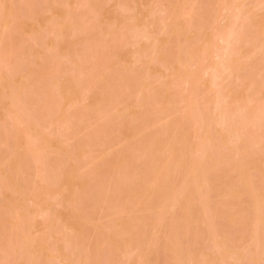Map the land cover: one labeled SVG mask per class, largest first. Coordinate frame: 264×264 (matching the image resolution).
<instances>
[{
	"label": "rangeland",
	"instance_id": "1",
	"mask_svg": "<svg viewBox=\"0 0 264 264\" xmlns=\"http://www.w3.org/2000/svg\"><path fill=\"white\" fill-rule=\"evenodd\" d=\"M228 1L0 0V264H264V132L206 118L264 85Z\"/></svg>",
	"mask_w": 264,
	"mask_h": 264
},
{
	"label": "bare ground",
	"instance_id": "2",
	"mask_svg": "<svg viewBox=\"0 0 264 264\" xmlns=\"http://www.w3.org/2000/svg\"><path fill=\"white\" fill-rule=\"evenodd\" d=\"M228 0H226V2H227ZM228 4H229V1H228V3H227V5L226 6H228ZM230 12H231V10H230ZM233 13V12H232ZM240 13V12H239ZM234 14V13H233ZM238 13H236V15L235 16H233V18H229V17H232V15H227L228 16V18L227 19H231L230 20V22H228L227 24H228V29L225 27V29L227 30V31H225V29H224V31L221 29V31L218 33L219 35H218V37L221 39V41L223 42V44H221L222 46L221 47H223V45H224V43H225V47H224V51L220 48V52H221V50H222V56H223V52H224V56L225 57H223V61H221V62H219V64H218V66L216 65L215 67H213L212 68V74L214 75H220V73L222 72L221 70L222 69H224V67L226 66V67H228L227 65L229 64V62H230V56H231V54L233 53L232 52V49H233V47L231 48L230 46V44L233 42V39H234V41H237L238 40V38H240V37H238V36H240L239 35V33H237L236 32V30H235V28H236V24L238 25L241 21H242V18L240 19L239 17L241 16L240 14V16L239 15H237ZM241 17H243V16H241ZM226 19V20H227ZM233 20V21H232ZM238 20H240V21H238ZM231 21H232V23H231ZM231 23V24H230ZM242 24V23H241ZM240 26V25H239ZM137 28H139V27H137ZM140 29V28H139ZM139 29H136V30H134V31H138ZM238 30H239V28H237ZM139 33H140V30H139ZM138 34V33H137ZM139 35V34H138ZM236 38H237V40H236ZM231 42V43H230ZM235 43V42H234ZM234 44H232V46H233ZM220 47V46H219ZM235 51V50H234ZM225 67V68H226ZM203 69H204V67H202ZM204 70H206V69H204ZM208 71V70H207ZM209 71H210V69H209ZM214 71V72H213ZM211 72V71H210ZM220 72V73H219ZM208 75L210 76L211 74H209V72H208V74H207V77H208ZM212 76V75H211ZM216 77V76H215ZM218 77V76H217ZM214 79V77H211V79ZM259 78L261 79V77L259 76ZM211 79H208L207 78V81L206 82H209ZM214 81V80H213ZM212 81V82H213ZM211 82V81H210ZM264 83V82H263ZM249 85H252V87H254V90L253 91H250L249 93H250V97L251 98H249V94H248V97L246 96V94L245 95H242L241 97H239L238 99H236V100H234V101H230V100H225V99H222V100H224V102L220 99L219 100V103H222L223 104V106H221V107H219V109H218V112H217V106L216 105H218V102H216V108L214 107V109L213 110H215V112H213V110H211L212 111V113L213 114H216V116H214V115H210V116H205L207 119H209L210 118V120H208V121H210L209 122V124H207V125H210L211 124V122H213V124H214V122L217 124V126H219V133H220V136L222 137V136H225V137H227V141L228 142H230V141H232V140H229V139H232L233 137V140H235V141H237V140H240V134L237 132V130L238 129H246V131H245V133H243L242 132V134H246V133H248V132H250V131H252V130H257L258 131V129L260 130V134H258L259 136L261 135V129H262V131L264 132V120H263V118L261 117L262 116V114H263V117H264V104H262L263 102H261L260 104V106H259V103H258V101H259V98H258V100L256 101L255 100V98H257L256 97V94H258V92L257 91H259L258 90V86H259V89H261L260 88V85H262V88H263V84L262 83H260V82H258V81H252L251 82V84H249ZM253 85H255V86H253ZM248 86V85H247ZM246 85H245V87H247ZM257 86V87H256ZM251 87V86H250ZM255 88H257L256 90H255ZM249 89H251V88H249ZM254 91H256V92H254ZM252 92H254L253 94L254 95H252L251 93ZM261 93V92H260ZM259 93V94H260ZM261 95V94H260ZM254 98H253V97ZM259 96V95H258ZM260 98H262L261 96H259ZM240 100V101H239ZM243 101V102H242ZM256 101V102H255ZM238 102V103H237ZM245 102V103H244ZM240 103V104H239ZM242 103V104H241ZM244 103V104H243ZM232 104V105H231ZM239 104V105H238ZM220 105V104H219ZM218 105V106H219ZM231 105V107L229 108V106ZM236 105H238V108H237V106ZM233 106V107H232ZM262 106V107H261ZM227 107L231 110V108H234V107H236L237 109H236V111H234V112H237L238 113V115L236 114V113H234L233 112V114H234V116L233 115H231L232 114V112H227L228 110H227ZM232 110H235V109H232ZM210 112V111H209ZM206 113H207V111H206ZM205 113V114H206ZM229 113H231V114H229ZM208 114V113H207ZM206 114V115H207ZM237 116V118H235L236 116ZM215 117V118H214ZM217 117V118H216ZM213 121H212V120ZM203 120H205V118L203 119ZM200 121H202L201 119H200ZM207 121V122H208ZM205 122H206V120H205ZM206 122V123H207ZM211 126V125H210ZM215 127V126H214ZM203 128V127H202ZM213 128V127H212ZM237 129V130H236ZM235 130H236V132H235ZM250 130V131H249ZM242 131V130H241ZM217 132V131H216ZM239 132H240V130H239ZM256 132V131H255ZM254 132V133H255ZM218 133V132H217ZM219 133H218V137H220L219 136ZM241 133V132H240ZM259 133V132H258ZM232 134H236V136L238 135V138L237 137H235V136H232ZM241 134V135H242ZM264 134V133H263ZM258 135H256V136H258ZM258 136V137H259ZM262 136V135H261ZM260 136V137H261ZM262 138V137H261ZM264 138V137H263ZM257 141V140H256ZM204 147V146H203ZM202 147V148H203ZM205 149V148H204ZM201 150H203V149H201ZM194 178H195V175H194ZM194 181V180H193ZM193 183V182H192ZM191 186V184H188L187 186ZM193 185V184H192ZM189 188H191V187H189ZM188 188V189H189ZM187 190V189H186ZM256 210H257V212L259 211L258 210V207L257 208H255ZM260 209V208H259ZM260 211H261V209H260ZM260 211L257 213L256 212V214H257V221H256V219H255V225L253 224V226H252V239H253V241L254 242H257V241H259L258 239H259V235H260V233H262L261 234V237H263L264 236V232H262L263 231V225H264V220L261 222V220L258 222V220L260 219ZM260 216V217H259ZM261 219H262V217H261ZM260 223L261 222V225H262V228H259V226H261V225H259V224H257V223ZM260 229H262V231L260 230ZM254 231V232H253ZM261 231V232H260ZM259 234V235H258ZM260 237V238H261ZM261 240V239H260ZM264 241V240H263ZM263 241H259L260 243H261V245L262 244H264V242ZM259 242H257V243H259ZM257 243H256V245H257ZM263 246V245H262ZM257 248H258V245H257ZM264 248V247H263ZM260 249V248H259ZM259 249H257V251L258 252H260L259 251ZM260 250H262L263 251V249H260ZM261 251V252H262ZM264 252V251H263Z\"/></svg>",
	"mask_w": 264,
	"mask_h": 264
}]
</instances>
